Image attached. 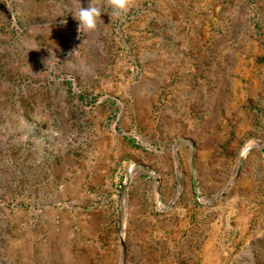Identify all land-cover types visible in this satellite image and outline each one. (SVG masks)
I'll return each instance as SVG.
<instances>
[{
	"label": "rangeland",
	"instance_id": "1",
	"mask_svg": "<svg viewBox=\"0 0 264 264\" xmlns=\"http://www.w3.org/2000/svg\"><path fill=\"white\" fill-rule=\"evenodd\" d=\"M88 7L0 0V264H264V0Z\"/></svg>",
	"mask_w": 264,
	"mask_h": 264
},
{
	"label": "clouds",
	"instance_id": "2",
	"mask_svg": "<svg viewBox=\"0 0 264 264\" xmlns=\"http://www.w3.org/2000/svg\"><path fill=\"white\" fill-rule=\"evenodd\" d=\"M136 5V0H89L87 9H80L77 19L80 21L78 30L96 31L104 22L100 19L104 9H108L110 16L120 19Z\"/></svg>",
	"mask_w": 264,
	"mask_h": 264
},
{
	"label": "bare ground",
	"instance_id": "3",
	"mask_svg": "<svg viewBox=\"0 0 264 264\" xmlns=\"http://www.w3.org/2000/svg\"><path fill=\"white\" fill-rule=\"evenodd\" d=\"M253 144H257L255 143V141L253 142ZM250 145V143L246 144L245 147L242 150L241 156L243 155V153L246 151V149L248 148V146Z\"/></svg>",
	"mask_w": 264,
	"mask_h": 264
}]
</instances>
